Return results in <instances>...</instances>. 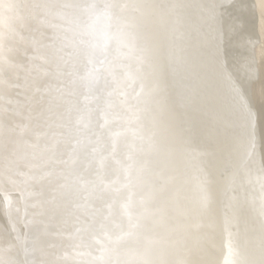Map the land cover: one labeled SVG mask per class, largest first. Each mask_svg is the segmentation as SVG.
Masks as SVG:
<instances>
[{
	"label": "bare ground",
	"instance_id": "obj_1",
	"mask_svg": "<svg viewBox=\"0 0 264 264\" xmlns=\"http://www.w3.org/2000/svg\"><path fill=\"white\" fill-rule=\"evenodd\" d=\"M78 1L83 18L80 5L95 0ZM124 2L134 25L122 29V39L133 38L147 54L136 52V81L120 87L108 80L116 68L99 53L92 57L93 34L83 33L82 22L71 69L46 82L44 29L54 18L38 15L48 2L0 0V190L6 208L14 206L7 242L0 231V264H66L71 212L88 203L80 188L92 179H108L115 196L123 184L128 199L113 203L130 209L124 216L105 204L112 234L96 232L99 247L80 252L75 264H112L117 257L156 264L158 256L159 264H173L171 257L189 264L197 256L206 264H264V0ZM182 138L189 143L184 152ZM158 183L166 186V217L186 203L197 206L188 231L180 241L165 238L158 246L153 238L136 255L119 256L114 220L136 219L152 201L150 194L136 201L135 192Z\"/></svg>",
	"mask_w": 264,
	"mask_h": 264
},
{
	"label": "water",
	"instance_id": "obj_2",
	"mask_svg": "<svg viewBox=\"0 0 264 264\" xmlns=\"http://www.w3.org/2000/svg\"><path fill=\"white\" fill-rule=\"evenodd\" d=\"M46 1L48 2V4L44 6L43 8L44 10H42V15H38V18H42L44 16L45 18H47L48 16L54 18V20L51 19L50 21H48L46 29H44L45 32L47 33L46 39L48 38L49 40L47 46L45 45V49L47 53V62H45V68L48 73V78H46V82H48V79L49 81L52 82L53 81L59 82V80L63 78V75L62 77L60 74L58 76V72L61 73L63 71H66L67 68L71 69L72 59H73L71 52L75 48V34L78 35V32H76L75 29H79L83 23V29H85L83 33L86 32V29H90V31L93 34L92 37L93 44L91 48L92 57L94 53L96 54L99 53L102 63L105 60L106 66L112 69L116 68L115 71H117V73L116 75H114L113 78L108 79L109 83L111 84V82H114L115 85L123 87L126 81H129L131 77V80L133 81H131L130 84L131 83L134 84V81H136V79L135 77L130 76V69H133L132 60L134 61L136 52L137 55L141 53L139 58L142 57V59H145L147 52L144 47L143 49H141L142 47L139 49L135 48L136 41L132 43L133 38L130 37L131 41L129 40L127 41V38L122 39V33H120L122 29L124 28L133 29V25H134V21L130 20L132 16L129 17L128 14H126L128 8H126L127 3H125L124 0H95V3H93L95 5L92 6L90 5L89 7L87 6L83 7L80 5V7H82V10L84 12L83 18H79L78 16V11H79L78 7L80 4V1L78 0H66V1L46 0ZM60 1H62V4H64L63 7L60 6L59 4ZM34 2L38 3L39 0H34ZM56 7H58V11H56ZM64 9H72V13H69L67 12V10ZM143 17L139 18L137 16L136 18H139L141 20ZM72 20H74V26H72ZM134 31L135 30L132 31L131 36L134 35ZM44 35H42V38L45 37ZM50 39L52 43L50 42ZM84 45L85 42L83 40V47ZM92 57H90V60L93 59ZM206 73H209V71L206 70ZM197 74L198 73H196V71L192 70L191 73L192 76L194 75L197 76ZM215 78L217 77H212V79ZM153 80H154L153 86L156 90V81H155L156 79ZM211 81L214 83L213 80ZM96 87L97 86H93L90 90L97 91L98 87L97 88ZM193 96L195 97L196 100L199 98L197 97L196 93H193ZM84 98L85 97L82 96V100ZM217 100H219V98ZM196 102L197 101H193L192 103L195 104ZM164 114L166 117L170 115L167 114L166 112H164ZM175 126H177V124ZM183 127L181 126L180 131L181 130L183 131ZM187 143L188 141L186 140V138H182L179 149L184 152V150H186L184 148H187L186 145ZM191 144L192 145L195 144L197 148L201 147L199 140L197 141L194 140V142H192ZM182 147L183 149H181ZM105 181L106 182H103L102 180L100 181H96L93 179L90 181L88 180L86 181L87 183L84 184L82 188H80L81 197H83L85 201L88 200V203L85 204L84 206V204L81 205L80 204L81 202H79L80 204L79 207L78 208H76V206L73 207V210L71 212V216L73 217L71 223V250H70L71 252L69 256L67 255L65 256V258L67 259L66 264L77 263V261L79 260L77 258L78 254L83 250H86V248L89 249L90 248L89 246L95 245V247H99V243L97 242L98 234L96 232H99L100 230L103 231L104 233L100 234L102 237L112 234L113 226L109 224V222L112 220L111 218L107 220L108 210L106 211V213H104L105 210H103L102 208L105 207V204H108L110 202L112 204L113 201L116 200L121 201L122 199L123 200L122 202H125V200L128 199L127 198L128 195L127 193L123 192V190H125L123 184H120L118 187L119 188L118 193L120 192V194L118 196H115V193L117 191L115 186H113V183L112 184L109 183L108 179ZM147 186L148 184L144 186V189H147ZM109 187H110V191H109ZM165 187L166 186H164V183H158L156 185V190L152 189L150 191L149 189L147 191L145 190L144 192L143 191L144 189L139 190L140 189L139 188L138 191L135 192V193L140 192L138 197L135 196L136 201L137 199H143L145 195L150 194L151 195L150 201L152 202L147 208L144 209V211L138 213L136 215V219L132 220L131 222L130 221L128 222V220L124 218L122 219L121 215H118L119 218H116L115 220H114L115 217H113L118 232L115 235V237H117V240L120 241L116 243V245L120 246V248L122 249V251L119 252V256L127 252H133L134 255H136L137 251L139 250L137 249V246H141L142 248L143 242L145 243L147 242L149 244V242H151L153 238L154 240H156L158 246L163 244L165 238H170L172 240L178 238V241H180L183 232L188 231L187 229L190 218L196 215L195 212L197 211V206L190 207V205L186 203L183 208L184 210L179 209L178 212L177 210L176 212H174V210L172 211L171 209V212L169 213L170 214L169 218L171 216L173 217L169 219L168 217H166L167 216L166 212L169 210L167 209V207H165V205L162 202L164 195L161 193L165 190ZM112 192L114 194L113 200L111 199ZM143 192L144 194H142ZM3 193L4 192L0 190V201L4 200V202H6L5 198L3 197L4 195ZM6 195H12V193L7 192ZM4 202L1 201L2 204H0V231L5 232L6 235L4 237V240L5 242H7L8 241L7 239H10L12 234L11 222H9V219H7V215H9L10 211L14 210V206L10 205L9 206L10 209H7ZM122 202L119 203L115 202L112 204V206L117 213L120 214L122 213V215L127 216L126 211L130 209V206L126 207L125 208L126 211L122 212L120 207L123 206L120 204ZM129 202H131V199H129L128 205ZM114 210H112V213L114 212ZM212 214H213L212 217L216 216L218 220V216H217L218 214L215 215L213 212ZM89 217L90 219L88 220ZM171 222H173V225H171ZM106 228L111 230V232H108ZM186 232L184 234H186ZM202 233L203 232L201 231V234H197V237H199L198 235L202 237L203 236ZM92 235H97V236L92 238L91 237ZM90 240H92V242H90ZM128 246H133L131 249H129L131 251L127 250L128 248L126 247ZM160 258L161 256H158L156 258V264L161 263ZM169 260L171 261V263L174 264L173 261H175V259L173 260V257H171V259L169 258ZM200 261L201 259H199L197 256L193 258L189 264H200V263L206 264V263H202L204 262L203 260L202 262ZM114 262L117 264H122V259L120 257H117L116 260H114Z\"/></svg>",
	"mask_w": 264,
	"mask_h": 264
},
{
	"label": "rangeland",
	"instance_id": "obj_3",
	"mask_svg": "<svg viewBox=\"0 0 264 264\" xmlns=\"http://www.w3.org/2000/svg\"><path fill=\"white\" fill-rule=\"evenodd\" d=\"M61 2V1H60ZM44 164V163H43ZM43 164H41V165H43ZM45 165V164H44ZM33 178V177H32ZM34 179V178H33ZM31 189V188H30ZM30 205H27L28 206V208H31V205H32V202H30L29 203Z\"/></svg>",
	"mask_w": 264,
	"mask_h": 264
}]
</instances>
